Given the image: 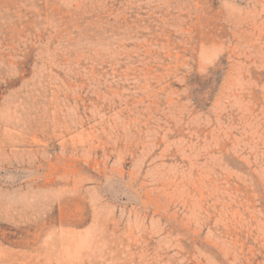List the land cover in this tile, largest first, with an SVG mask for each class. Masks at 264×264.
<instances>
[{"label": "rangeland", "instance_id": "374dc122", "mask_svg": "<svg viewBox=\"0 0 264 264\" xmlns=\"http://www.w3.org/2000/svg\"><path fill=\"white\" fill-rule=\"evenodd\" d=\"M0 264H264V0H0Z\"/></svg>", "mask_w": 264, "mask_h": 264}]
</instances>
